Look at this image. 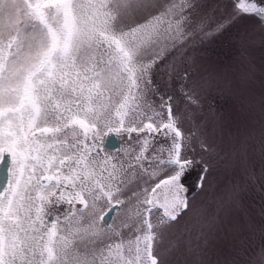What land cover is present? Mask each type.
<instances>
[{"label":"snow or ice","instance_id":"obj_1","mask_svg":"<svg viewBox=\"0 0 264 264\" xmlns=\"http://www.w3.org/2000/svg\"><path fill=\"white\" fill-rule=\"evenodd\" d=\"M201 3L0 0V264H168V230L198 212L187 154L210 151L177 103L199 106L175 61L208 26ZM242 15L264 25V0H232L214 27ZM110 134L127 138L119 155L104 147ZM211 171L202 162L197 188Z\"/></svg>","mask_w":264,"mask_h":264},{"label":"rangeland","instance_id":"obj_2","mask_svg":"<svg viewBox=\"0 0 264 264\" xmlns=\"http://www.w3.org/2000/svg\"><path fill=\"white\" fill-rule=\"evenodd\" d=\"M231 11L232 0H202L199 15L207 17L208 26L175 61L177 76L187 70L188 86L199 97L198 107L185 108L182 98L177 100L183 127L191 130L193 121L201 125L210 151L194 145L187 154L197 163L182 182L195 196L191 203L198 212L181 216L168 230L167 243L176 245L168 264H194L197 245L203 264H259L264 251V25L242 15L216 30L214 25ZM158 82L163 88V79ZM124 142L109 153L119 155L126 137ZM202 162L212 171L200 190ZM235 183L241 186L238 204L219 206L221 194Z\"/></svg>","mask_w":264,"mask_h":264},{"label":"water","instance_id":"obj_3","mask_svg":"<svg viewBox=\"0 0 264 264\" xmlns=\"http://www.w3.org/2000/svg\"><path fill=\"white\" fill-rule=\"evenodd\" d=\"M105 145L108 148H116L118 146L116 139L113 137V135H111V137H109L106 141H105ZM5 165H0V188H2V186H4L5 184V180H6V168L8 166V162H9V157L7 154H5ZM112 218V214L109 213V217H106V219H111Z\"/></svg>","mask_w":264,"mask_h":264},{"label":"flooded vegetation","instance_id":"obj_4","mask_svg":"<svg viewBox=\"0 0 264 264\" xmlns=\"http://www.w3.org/2000/svg\"><path fill=\"white\" fill-rule=\"evenodd\" d=\"M111 135H113V137L116 139V142H117L118 146H117L116 148H108V147L104 144V147L106 148V150H108V152H109V151H115V150L121 148L122 145H123V143L126 142V141L124 142V138H125V136H123V135L115 136L114 134H110V136H111ZM110 136H108V137H110ZM9 160H10V158H9Z\"/></svg>","mask_w":264,"mask_h":264}]
</instances>
